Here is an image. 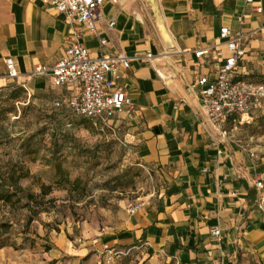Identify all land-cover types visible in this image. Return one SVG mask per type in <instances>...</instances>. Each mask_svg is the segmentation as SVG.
Wrapping results in <instances>:
<instances>
[{"label": "crops", "instance_id": "crops-1", "mask_svg": "<svg viewBox=\"0 0 264 264\" xmlns=\"http://www.w3.org/2000/svg\"><path fill=\"white\" fill-rule=\"evenodd\" d=\"M223 27L243 37L234 79L264 83V0H105L97 33L41 0H0V88L16 84L38 102L66 104L73 91L34 71L54 67L75 30L92 58L131 59L108 77L132 107L106 119L153 171L157 189L104 237L72 250L77 261L108 244L142 255L140 264H264V147L235 137L244 116L215 124L196 84L216 79L231 56ZM8 57L17 78L7 75Z\"/></svg>", "mask_w": 264, "mask_h": 264}, {"label": "rangeland", "instance_id": "rangeland-1", "mask_svg": "<svg viewBox=\"0 0 264 264\" xmlns=\"http://www.w3.org/2000/svg\"><path fill=\"white\" fill-rule=\"evenodd\" d=\"M10 91L0 89V170L20 165L29 176L20 180L26 189L20 202L16 196V202L0 200V264H106L101 250L80 262L71 251L104 237L131 203L150 198L157 189L153 171L107 120L69 109L61 116L65 108L33 101L27 93L16 101ZM233 130L243 144L264 147L261 111L245 115ZM53 131L60 145L56 157ZM142 258L131 252L114 264H140Z\"/></svg>", "mask_w": 264, "mask_h": 264}, {"label": "built area", "instance_id": "built-area-1", "mask_svg": "<svg viewBox=\"0 0 264 264\" xmlns=\"http://www.w3.org/2000/svg\"><path fill=\"white\" fill-rule=\"evenodd\" d=\"M63 14L67 21L73 24H83L91 32L97 33L96 23L101 18V9L105 0H41ZM253 4L254 0H245ZM114 23H110L113 26ZM220 36L226 39L231 52L214 80L207 76L200 77L196 84L202 94L203 107L211 120L221 125L227 119L237 120L253 111L264 112V83H249L236 81L234 72L238 60L245 54L241 45L242 35L232 34L228 27L221 29ZM101 45L106 44L105 39L100 40ZM210 47L195 51L197 57L207 54ZM146 58L152 61L153 55L147 53ZM130 58L124 56L102 55L92 58L88 48L81 41V33L73 32L70 44L64 56L52 68L39 66L34 74H50L56 86H66L73 92L66 105L79 116L95 121H106L107 116L114 112L131 108L132 102L126 91L117 87L115 79L108 77L115 71L118 64L126 67L130 65ZM7 75L14 79L18 77L16 63L13 58L6 59ZM59 106L60 103H55ZM263 181L257 182V187L263 189ZM141 207V203H131L128 212L134 214ZM220 229L215 228L212 234L220 236ZM101 253L106 264H114L117 259L129 254L124 250L108 244L103 245Z\"/></svg>", "mask_w": 264, "mask_h": 264}, {"label": "trees", "instance_id": "trees-1", "mask_svg": "<svg viewBox=\"0 0 264 264\" xmlns=\"http://www.w3.org/2000/svg\"><path fill=\"white\" fill-rule=\"evenodd\" d=\"M10 89V97L16 101H19L20 97L22 96L23 93H27L26 89L22 86L16 85V84H11L5 87H2L0 89ZM28 94V93H27ZM33 101H36L34 98L29 96ZM46 104V103H44ZM50 105V104H46ZM58 108H65L62 109V115L65 116L66 113L68 112L67 109H69L72 113H74L66 104H60L59 106H56L55 104L53 105ZM65 110V111H64ZM262 114L264 112L261 111ZM75 114V113H74ZM56 115H59V113H56ZM86 118V117H85ZM52 140H53V147H52V157H56L60 148V145L57 141V132L53 131L52 134ZM29 176V171L24 170L23 167L20 165H13L11 168L6 169L4 171L0 170V200H3L5 203H12V202H20L21 197L18 196L19 192H25V188L22 187L20 184V180L22 178H25ZM71 182V181H70ZM8 188V190H5L4 188ZM43 188H48V191L51 190V187L42 185ZM47 191V192H48ZM16 196L17 200H14V197ZM18 196V197H17ZM35 195L33 194H28L27 197L29 198H34ZM28 204V203H27ZM29 206V205H27ZM38 212H36L37 214ZM32 218V217H31ZM31 220V219H30ZM1 228V227H0Z\"/></svg>", "mask_w": 264, "mask_h": 264}]
</instances>
